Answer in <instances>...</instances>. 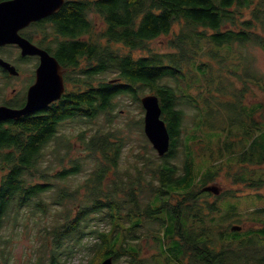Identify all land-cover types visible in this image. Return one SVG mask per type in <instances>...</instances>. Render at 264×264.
Here are the masks:
<instances>
[{
  "label": "trees",
  "instance_id": "16d2710c",
  "mask_svg": "<svg viewBox=\"0 0 264 264\" xmlns=\"http://www.w3.org/2000/svg\"><path fill=\"white\" fill-rule=\"evenodd\" d=\"M33 26L72 88L42 112L0 121L2 251L9 219L50 213L37 235L52 264L77 252L84 264H153L158 252L170 264H264V68L252 50H264V0H64ZM146 92L158 96L169 149L157 153L142 118L126 121L143 141L122 167L118 98ZM67 119L97 125L76 134L80 148L59 141ZM87 161L82 183H68ZM222 171L238 188L201 190ZM250 193L253 225L231 229L242 217L218 202ZM143 239L156 252L142 255Z\"/></svg>",
  "mask_w": 264,
  "mask_h": 264
},
{
  "label": "rangeland",
  "instance_id": "374dc122",
  "mask_svg": "<svg viewBox=\"0 0 264 264\" xmlns=\"http://www.w3.org/2000/svg\"><path fill=\"white\" fill-rule=\"evenodd\" d=\"M33 31V29H32ZM30 33H32L30 31ZM32 37L34 40L38 39L36 33H32ZM160 38L153 41V46H158L160 42ZM252 50L256 56L257 63L261 68H264V50L261 48H254ZM139 51L135 52L137 55ZM33 63V60L31 61ZM31 67V64H30ZM69 88H72V84L68 85ZM255 93H253V100H256V96L261 98V93L256 88L253 89ZM151 93L146 92L144 94ZM143 94V95H144ZM119 104L117 110L119 115L115 118V123L117 126H124L126 128L122 129V134L126 137V143L123 147L121 157H122V167L131 166L133 162V155L138 152L140 148V144L143 141V136L140 131L139 126H127L126 121L133 122L139 118L143 119L144 109L141 105L139 107V102L131 101L128 97L121 96L118 98ZM186 110V121L189 122L191 119V114L194 112V109L190 107H185ZM117 112V111H114ZM99 121V120H98ZM93 124V123H92ZM90 126V130H88L85 135L89 136L95 129L96 124L89 125L85 123H81L77 119H67L62 122L60 125V136L59 141L64 143V139L70 140V142L74 143L76 147L80 148L79 143L77 144L76 134L81 130H87L86 128ZM143 126V121H142ZM199 143L195 144L194 147L198 149ZM178 150L179 157L182 156L183 150ZM78 154V152H76ZM141 153V151H140ZM179 158H175L174 162H179ZM92 162L87 161L85 164V168L82 169L81 172L71 176L68 178L67 182L71 183V185L76 186L77 184L82 183L84 178L86 177L87 172L92 169ZM255 167V166H254ZM224 171H222V175L218 176L217 179L213 182H216L220 187V193L230 187L238 188L236 185H231L230 181L225 177ZM212 183V182H211ZM210 184V183H208ZM207 185V184H206ZM247 190L241 191L245 192ZM264 192V189H262ZM256 203L255 196L252 193L250 194H241L235 198H221L218 202V205L221 209V212L229 216L233 213H237L238 217L230 216L228 219L239 218L240 220L236 222H229L230 226L239 225L241 229H245L247 227L252 226V222L248 219H245V214L248 210H250ZM50 213L45 216H39L38 214L31 216L26 215L22 212L19 213V217L15 219H9L7 222V226L4 227V232L6 233V240L1 244L2 249L0 248V264H46L49 262L48 254L42 253L40 251L41 239L40 236L37 235L38 228L41 227L44 223H46L50 218ZM248 217V215H246ZM40 218V219H39ZM141 244L142 255H150L153 252H156V249L153 247V241L143 239ZM82 252H77L69 256L66 264H84L86 262L87 256H83ZM126 260L123 257L118 258L117 260H113V264H126ZM153 264H170V257L165 252H158L153 259Z\"/></svg>",
  "mask_w": 264,
  "mask_h": 264
},
{
  "label": "water",
  "instance_id": "95a60500",
  "mask_svg": "<svg viewBox=\"0 0 264 264\" xmlns=\"http://www.w3.org/2000/svg\"><path fill=\"white\" fill-rule=\"evenodd\" d=\"M63 2L64 0H6L0 2V44L15 42L20 45L23 54L40 56L36 81L28 91L26 105L20 109L0 105V121L31 113L61 97L64 90L62 66L48 51L20 37L17 31L32 21L53 14ZM140 103L144 109L143 132L157 153L163 155L169 149L170 136L165 121L161 117L158 96L155 93L144 94L140 97ZM201 190L219 194L221 187L216 182H212L204 185ZM231 229L240 230L241 226L232 225ZM46 264L52 263L47 262ZM99 264H113L112 256L104 258Z\"/></svg>",
  "mask_w": 264,
  "mask_h": 264
},
{
  "label": "flooded vegetation",
  "instance_id": "af4514ba",
  "mask_svg": "<svg viewBox=\"0 0 264 264\" xmlns=\"http://www.w3.org/2000/svg\"><path fill=\"white\" fill-rule=\"evenodd\" d=\"M2 1L6 0H0V2ZM41 19L32 21L27 25L20 27L17 32L20 37L31 41L33 44L47 51L44 43L39 38L40 35L36 33L33 26ZM30 31L33 34L36 33L38 36L37 40H34L35 37H32V33H30ZM32 60L33 63H31ZM39 63L40 56L38 54H23L22 48L18 43L6 42L0 44V105L13 109H20L26 105L28 100V91L36 81V70ZM61 66L64 93L66 89H69L68 85H70V82L67 80V69L63 65ZM52 102L53 101L50 103ZM42 108L35 109L31 112H42Z\"/></svg>",
  "mask_w": 264,
  "mask_h": 264
}]
</instances>
